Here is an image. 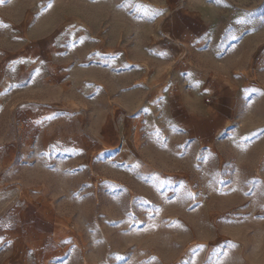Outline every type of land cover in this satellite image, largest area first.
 Listing matches in <instances>:
<instances>
[{"label":"rangeland","instance_id":"rangeland-1","mask_svg":"<svg viewBox=\"0 0 264 264\" xmlns=\"http://www.w3.org/2000/svg\"><path fill=\"white\" fill-rule=\"evenodd\" d=\"M179 1L0 0V264H264V0H202L217 36L192 57L225 98L215 131L188 139L143 107L135 148L126 98L105 106V148L84 152L96 124L80 69L127 90ZM41 46L63 78L18 83Z\"/></svg>","mask_w":264,"mask_h":264},{"label":"crops","instance_id":"crops-1","mask_svg":"<svg viewBox=\"0 0 264 264\" xmlns=\"http://www.w3.org/2000/svg\"><path fill=\"white\" fill-rule=\"evenodd\" d=\"M218 21L214 6L202 0L195 3L180 0L169 6L156 22L157 32L152 36L149 47L151 55L146 54L151 62L148 61L140 70L139 76L134 70L128 72L132 77L127 90L122 91L121 76L113 72L112 88L106 93L105 68L98 63L82 67L80 71L86 76L82 81V106L86 107L90 116L88 122L96 124V133L91 143L95 146L89 147L87 143L84 152L98 154L105 148L109 140L105 136L104 124L109 122V119H105V106L110 101L113 108H120L122 99L129 100L130 141L135 148L139 147L141 140L143 107H152L156 115L160 114L164 121L180 127L187 138L192 140L201 138L202 128L215 131L218 122L224 123L227 118L223 107L225 98L218 95L216 85L211 81L214 75L195 63L192 57L194 52L209 53L208 44L217 36ZM40 39L48 44L50 36H42ZM41 48L45 51L41 54L33 53L38 58L34 57L37 60L27 72H23L24 66L20 65L16 80L18 83L25 82L23 77L32 75V82L40 77L46 87L58 86L63 77H56L59 69L49 56L51 52L46 50L47 46ZM39 72L42 74L39 75ZM0 73L1 84L2 68ZM2 91L3 87H0V111L4 106ZM112 121L115 122V119ZM110 140V143L114 141Z\"/></svg>","mask_w":264,"mask_h":264}]
</instances>
